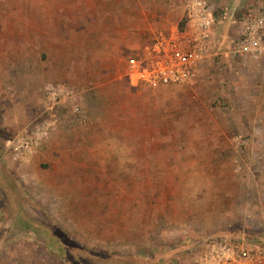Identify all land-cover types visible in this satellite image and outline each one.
<instances>
[{
  "label": "rangeland",
  "instance_id": "obj_1",
  "mask_svg": "<svg viewBox=\"0 0 264 264\" xmlns=\"http://www.w3.org/2000/svg\"><path fill=\"white\" fill-rule=\"evenodd\" d=\"M208 1V62L150 86L126 57L193 0H0V264H197L214 235L264 242V62L231 51L257 0ZM57 83L71 97L53 104Z\"/></svg>",
  "mask_w": 264,
  "mask_h": 264
},
{
  "label": "built area",
  "instance_id": "obj_2",
  "mask_svg": "<svg viewBox=\"0 0 264 264\" xmlns=\"http://www.w3.org/2000/svg\"><path fill=\"white\" fill-rule=\"evenodd\" d=\"M207 0H193L186 10L182 27L156 37L140 54L126 57V76L136 84L172 85L193 81L203 61L212 20ZM232 53L243 61L264 62V0H257L238 17L232 41ZM46 98L52 103L70 97L63 84H49ZM50 131L49 123L31 127L13 140L14 158H23L42 144ZM12 157V156H11ZM12 157V158H13ZM197 264H264V242L246 243L224 235L209 237L197 254Z\"/></svg>",
  "mask_w": 264,
  "mask_h": 264
},
{
  "label": "crops",
  "instance_id": "obj_3",
  "mask_svg": "<svg viewBox=\"0 0 264 264\" xmlns=\"http://www.w3.org/2000/svg\"><path fill=\"white\" fill-rule=\"evenodd\" d=\"M239 0H237L236 2L238 3ZM207 2L209 3V1L207 0ZM211 13H210V18L212 20V23H211V28H210V34H209V38H208V41H207V44L205 46V50H204V59L203 61L200 63V65L198 66V69L196 71V75L198 74L199 70L202 68V65H204V62H208L209 60V57H210V53H209V48L211 47V43H212V40L216 37V32L217 30L219 29V25H215V22H214V14H213V6H215L216 4H211ZM234 13V11H233ZM239 14V13H237ZM226 16H223V19H225ZM236 28V27H235ZM234 33H235V30H234ZM71 97V96H70ZM69 97H66L64 98L63 100L65 101V99H67ZM63 100L61 102H63Z\"/></svg>",
  "mask_w": 264,
  "mask_h": 264
},
{
  "label": "trees",
  "instance_id": "obj_4",
  "mask_svg": "<svg viewBox=\"0 0 264 264\" xmlns=\"http://www.w3.org/2000/svg\"><path fill=\"white\" fill-rule=\"evenodd\" d=\"M182 27V26H181Z\"/></svg>",
  "mask_w": 264,
  "mask_h": 264
}]
</instances>
